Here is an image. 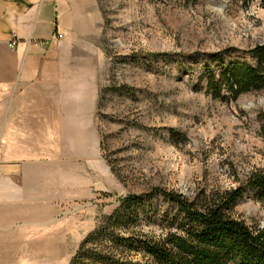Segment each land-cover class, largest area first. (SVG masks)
Segmentation results:
<instances>
[{"label": "rangeland", "instance_id": "obj_1", "mask_svg": "<svg viewBox=\"0 0 264 264\" xmlns=\"http://www.w3.org/2000/svg\"><path fill=\"white\" fill-rule=\"evenodd\" d=\"M99 1L107 64L98 89L100 161L82 169L78 159V180L60 164L53 172L59 196L79 184L78 195L49 204L44 216L65 224L66 248L60 235L52 256L58 264L144 261L123 239L166 229L174 209L157 190L194 198L244 185L264 168V87L234 96L223 86L217 96L205 76L206 67L221 73L215 52H225V63H254L249 51L264 44L261 0ZM245 189L232 213L260 230L264 194ZM130 194L140 199L127 209Z\"/></svg>", "mask_w": 264, "mask_h": 264}, {"label": "crops", "instance_id": "obj_2", "mask_svg": "<svg viewBox=\"0 0 264 264\" xmlns=\"http://www.w3.org/2000/svg\"><path fill=\"white\" fill-rule=\"evenodd\" d=\"M102 28L99 0H0V264H58L60 235L66 248L44 216L78 195L59 196V164L78 180V159L100 161Z\"/></svg>", "mask_w": 264, "mask_h": 264}, {"label": "trees", "instance_id": "obj_3", "mask_svg": "<svg viewBox=\"0 0 264 264\" xmlns=\"http://www.w3.org/2000/svg\"><path fill=\"white\" fill-rule=\"evenodd\" d=\"M261 2L264 6V0ZM249 54L254 63H225V52L212 54L211 59L218 62L221 73L218 75L206 67L205 76L210 88L217 87V96L221 95L223 86L234 96L264 87V44L254 47ZM246 186L260 189L264 194V168L249 173L244 185L224 191H202L194 198L157 190L173 206V216L159 237L123 239L128 249L147 257L127 264H264V228L254 230L232 213L235 201L242 198ZM139 199V195L130 194L122 203L131 209ZM162 217L167 219L168 214Z\"/></svg>", "mask_w": 264, "mask_h": 264}, {"label": "built area", "instance_id": "obj_4", "mask_svg": "<svg viewBox=\"0 0 264 264\" xmlns=\"http://www.w3.org/2000/svg\"><path fill=\"white\" fill-rule=\"evenodd\" d=\"M58 37H61V35L59 34ZM17 45V40L16 39H11L10 41V47H15Z\"/></svg>", "mask_w": 264, "mask_h": 264}]
</instances>
